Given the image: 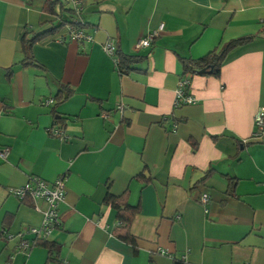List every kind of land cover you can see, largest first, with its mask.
<instances>
[{
    "label": "crops",
    "instance_id": "0c3cea01",
    "mask_svg": "<svg viewBox=\"0 0 264 264\" xmlns=\"http://www.w3.org/2000/svg\"><path fill=\"white\" fill-rule=\"evenodd\" d=\"M83 1L94 41H71L64 27L32 46L39 67L22 65V39L57 18L43 11L46 0H0V148L11 149L0 158V232L39 227L34 206L47 208L9 188L67 179L62 226L27 254L0 235V264H264V136L254 138L264 108V0ZM161 26L153 46L136 51ZM242 38L220 77L185 75L182 59ZM108 40L117 60L141 61L121 74L103 50ZM184 77L196 102L174 109ZM54 127L65 140L49 134ZM109 194L139 208L133 244L121 238Z\"/></svg>",
    "mask_w": 264,
    "mask_h": 264
},
{
    "label": "built area",
    "instance_id": "2783aa9c",
    "mask_svg": "<svg viewBox=\"0 0 264 264\" xmlns=\"http://www.w3.org/2000/svg\"><path fill=\"white\" fill-rule=\"evenodd\" d=\"M66 7L73 11L74 25H67L69 28V39L78 43L93 42L94 37L86 29V23L81 21V16L84 10L83 0H64ZM164 26H161L159 30L153 31L146 37L141 38L136 46V51L140 52L144 49H150L153 46L155 40L160 36ZM104 52L117 63V45L115 41L108 40L103 45ZM191 87V80L189 77H184L180 80L175 92L174 109H178L184 105L195 104V97L189 92ZM55 103L53 98L44 100L42 105L50 106ZM118 110L123 112L124 106L120 105ZM178 126L176 120L171 125V129L175 130ZM255 139H260L264 136V108H261L255 116ZM49 134L60 140H65L66 136L62 129L57 127L50 128ZM11 149L9 147L0 148V158L6 160L10 155ZM66 177L61 176L54 183L43 180L42 178L33 177L27 184L18 188H9L8 193L10 196L18 199L21 202L31 201L36 203L37 201H44L47 205L45 210H42L39 206L35 205V211L40 213L43 217L42 223L39 227H30L17 234L9 233L2 230L0 232L1 237L4 238L8 245H12L14 253H29L38 244L45 242L51 236V234L62 226V219L59 214V206L64 202L66 196ZM201 201L207 204L209 199L207 195L201 197ZM10 264V263H9ZM61 264H65L64 262Z\"/></svg>",
    "mask_w": 264,
    "mask_h": 264
},
{
    "label": "trees",
    "instance_id": "16d2710c",
    "mask_svg": "<svg viewBox=\"0 0 264 264\" xmlns=\"http://www.w3.org/2000/svg\"><path fill=\"white\" fill-rule=\"evenodd\" d=\"M43 11L51 16L56 17L58 22L57 24H54L50 29L39 34H34L31 38H27L26 35L23 37L22 43L24 45V52L26 53V58L24 61H22L23 66H39L34 60V57H32V55L30 54L32 46L35 43L43 40L46 37L57 34L67 25H74L75 18L73 15V11L66 7V3L64 0H46ZM247 41H249V38L233 40L198 60L182 59L185 75L197 74L204 76H214L217 78L220 77L222 67L224 66L229 53L236 47L243 45ZM118 56L119 59L117 60L118 62L116 63V65L118 66L121 74L129 73L132 69V65L141 61L140 57L135 55L128 56L120 53L118 54ZM58 96H61V94ZM59 100H61V98H59ZM193 146L194 148H197L196 144H194ZM233 184L234 179H229V185L233 186ZM123 197L124 196L116 197L109 194L106 198V202L110 203L112 207H114L118 211V219L120 221L119 228L122 230L121 238L133 244L134 239L131 235L130 228L134 217L138 214L139 208L131 207L123 200ZM176 264L185 263L176 261Z\"/></svg>",
    "mask_w": 264,
    "mask_h": 264
}]
</instances>
